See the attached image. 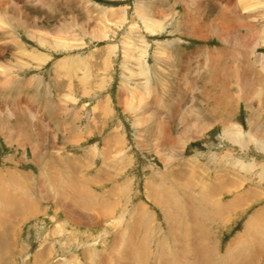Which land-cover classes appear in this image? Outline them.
<instances>
[{"label": "rangeland", "instance_id": "rangeland-1", "mask_svg": "<svg viewBox=\"0 0 264 264\" xmlns=\"http://www.w3.org/2000/svg\"><path fill=\"white\" fill-rule=\"evenodd\" d=\"M36 1L0 0V264H264V0Z\"/></svg>", "mask_w": 264, "mask_h": 264}, {"label": "bare ground", "instance_id": "bare-ground-1", "mask_svg": "<svg viewBox=\"0 0 264 264\" xmlns=\"http://www.w3.org/2000/svg\"><path fill=\"white\" fill-rule=\"evenodd\" d=\"M191 1H193V0H191ZM41 2H42L41 0H37V1H36V4H37V3H41ZM226 2H228V3H227V5L225 4V6H229V5H230V4H229V1H226ZM33 3H34V2H33ZM245 3H247V2H246V1L243 2V1L241 0V2H240L239 4H240V6H241L242 4H245ZM10 4H11V3H10ZM10 4H9V5H10ZM191 5L195 6V3L193 2V3H191ZM10 8H11V10H12L14 13H16L17 15H20V14H21L20 11H19L18 6H17L15 3H14V4H11V5H10ZM251 8H252V7H251ZM251 8H244L243 10L246 11L247 9L249 10V9H251ZM18 17H19V16H18ZM143 21H144V20H143ZM148 23H149V22H148ZM148 23H147V25H148ZM150 23H151V22H150ZM145 24H146V22H145ZM146 27H147V26H146ZM235 39H236V38H235ZM225 41H226V40H225ZM235 43H236V40H235ZM236 44H237V43H236ZM238 44H239V42H238ZM16 45H17V44H16ZM228 45H231V43L229 42ZM256 59H257V60H256L255 63L258 64V65H262V69H263V71H264V59H263L261 56H257ZM246 72H247V71H246ZM244 74H245V72H244ZM246 74H247V73H246ZM245 79H246V78H245ZM237 87L239 88L238 81H237ZM246 88H247V87H246ZM183 219H184V218H183ZM193 233H194V232H193ZM202 240H203V239H202ZM204 240H205V238H204ZM204 240H203V242H205ZM260 240H261V239H260ZM199 244H200V243H199ZM205 244H206V245H205ZM205 244H204L205 246H203V248H204V250L206 251V253L203 254V255H205V256L202 255V257H203L202 260H204V259L206 258L207 252H208V254H209V252H210L209 250H211V249H208V247H207L208 245H207L206 242H205ZM202 245H203V244H202ZM196 247H197V246H196ZM195 251H196V250H195ZM211 251H212V250H211ZM214 252H215V251H214ZM212 253H213V252H212ZM229 253H231V251H230ZM191 254H192V253H191ZM215 254H216V252H215ZM174 255H175V254L172 255V257H171L172 259L175 257ZM209 255H210V254H209ZM227 255H228V254H227ZM232 255H234V258H235V254L232 253ZM192 256H193V255H192ZM228 256H230V254H229ZM204 257H205V258H204ZM215 257H216V256H215ZM242 257H243V256H242ZM176 258H177V257H176ZM207 258H208V257H207ZM228 258H229V257H228ZM212 259H213V257H212ZM182 260H183V258H182ZM207 260H208V259H207ZM207 260H206V261H207ZM200 261H201V260H200ZM209 261H210V260H208V262H209ZM174 262H175V260H174ZM178 262H179V261H177V263H178ZM204 262H205V260L203 261V263H204ZM210 262H211V261H210ZM163 263L165 264V262H163ZM219 263H220V260H219ZM226 263H228V262H226ZM226 263H224V264H226ZM229 264H230V263H229ZM232 264H233V263H232Z\"/></svg>", "mask_w": 264, "mask_h": 264}, {"label": "crops", "instance_id": "crops-1", "mask_svg": "<svg viewBox=\"0 0 264 264\" xmlns=\"http://www.w3.org/2000/svg\"><path fill=\"white\" fill-rule=\"evenodd\" d=\"M68 207H69V208L71 207V208H70V211H71V212H75V209H76V208H78V207H79L78 209H79L80 211H84V208H82V206H81V205H76V206H68ZM86 208H87V207H86ZM90 209H91V208H90ZM87 210H89V208H87ZM88 214H89V213H88ZM67 217H68V216H67ZM68 218H69V217H68ZM93 219H94V218H90V217H89V219H88V220H91V222H92V221H93Z\"/></svg>", "mask_w": 264, "mask_h": 264}]
</instances>
